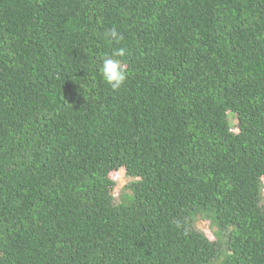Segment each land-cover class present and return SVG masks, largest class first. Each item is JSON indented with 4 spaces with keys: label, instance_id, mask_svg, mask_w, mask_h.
Instances as JSON below:
<instances>
[{
    "label": "trees",
    "instance_id": "trees-1",
    "mask_svg": "<svg viewBox=\"0 0 264 264\" xmlns=\"http://www.w3.org/2000/svg\"><path fill=\"white\" fill-rule=\"evenodd\" d=\"M263 180L264 0H0V264H264Z\"/></svg>",
    "mask_w": 264,
    "mask_h": 264
},
{
    "label": "clouds",
    "instance_id": "clouds-1",
    "mask_svg": "<svg viewBox=\"0 0 264 264\" xmlns=\"http://www.w3.org/2000/svg\"><path fill=\"white\" fill-rule=\"evenodd\" d=\"M107 37L114 42H120L124 39L122 33L117 27H112L106 32ZM126 54L125 48L115 50L112 55L105 56L99 66V72L104 82L113 90H121L129 77L127 66L118 57H124ZM123 170L124 173V169Z\"/></svg>",
    "mask_w": 264,
    "mask_h": 264
},
{
    "label": "rangeland",
    "instance_id": "rangeland-1",
    "mask_svg": "<svg viewBox=\"0 0 264 264\" xmlns=\"http://www.w3.org/2000/svg\"><path fill=\"white\" fill-rule=\"evenodd\" d=\"M118 174H119V177H124L123 170L118 171ZM263 181H264V180H263ZM263 181H262V182H263ZM116 194H118V193H116Z\"/></svg>",
    "mask_w": 264,
    "mask_h": 264
}]
</instances>
